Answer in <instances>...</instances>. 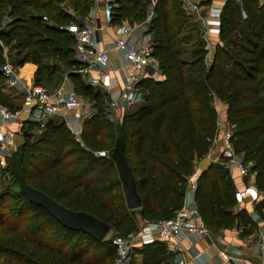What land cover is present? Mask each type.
I'll use <instances>...</instances> for the list:
<instances>
[{"label":"trees","instance_id":"obj_1","mask_svg":"<svg viewBox=\"0 0 264 264\" xmlns=\"http://www.w3.org/2000/svg\"><path fill=\"white\" fill-rule=\"evenodd\" d=\"M63 1L0 0V26L8 19L0 30V41L16 48L13 65H36V84L54 89L61 85L62 68H68L75 89L89 96L98 109L84 121L80 141L63 122L23 121L25 140L7 158L6 168L13 178L19 174L65 207L93 214L110 225L113 235L135 230L133 212L147 221L171 217L182 206L194 164L212 146L218 127L214 103L220 102L226 106L234 152L252 162V182L261 194L253 210L264 224V0L225 1L211 61L200 28L191 22L182 0L117 1L112 24L142 22L152 9L147 33L163 75L139 81L142 100L113 131V136L123 137L136 177L142 200L137 209L126 207L111 159L113 145L108 139L112 133L99 132L107 122L99 105L108 95L84 83L78 72L83 65L75 56V36L67 28L76 20L61 7ZM93 5V0H72L71 7L85 16ZM186 44L191 46L188 51ZM3 63L0 45V104L14 109L17 106L1 92ZM38 125L42 127L37 135L32 130ZM96 151L106 155H95ZM209 168L213 169L211 179L207 169L202 171L194 194L205 226L214 232L235 226L242 235L253 234L258 222L245 209L233 213L236 188L230 171ZM19 197L21 205L5 217L6 199L0 196V264H112L115 251L110 238L99 241L67 229L21 191ZM134 248L141 264L169 263L170 255L160 241ZM92 251L100 254L90 255Z\"/></svg>","mask_w":264,"mask_h":264},{"label":"built area","instance_id":"obj_2","mask_svg":"<svg viewBox=\"0 0 264 264\" xmlns=\"http://www.w3.org/2000/svg\"><path fill=\"white\" fill-rule=\"evenodd\" d=\"M101 1L103 11V23L109 27L112 25L113 10L118 0H94L97 4ZM184 11L191 15L195 14L205 24L209 25L212 18L219 20L221 8L209 5L204 10L198 2L193 0H182ZM151 13L143 22L125 24L119 26L116 37L111 47L99 48L96 41L97 27L90 23H85L77 27L73 34L75 36L74 51L76 58L82 63V68L78 72H87L88 69H97L100 73H107L110 62V51L117 50L122 53L125 64L129 67V73L124 76L122 86L115 91L112 83L106 82L104 90L108 94V107L112 111L124 110L142 100V93L139 89V81L142 78L152 77L158 70V61L152 55L151 40L135 39V33L146 30ZM205 48L209 51L211 44L207 34L203 35ZM1 72L9 79L12 87L20 91L22 102L18 108L10 109L0 104V168L7 166V158L12 149V133L7 129L6 124L15 121L26 113L27 120L36 123H43L47 119H53L57 115L65 116L68 112H82L88 114L84 101L71 89L64 85H59L54 89L36 84L34 82H22L17 71L9 62L1 66ZM218 130V127H217ZM231 127L226 124L222 132V147L220 155L227 161L215 159V152L211 146L205 156L209 161L226 164L233 167L239 177L240 186L233 192L235 206H243L248 203L253 206L261 199V194L252 182L253 173L251 171L252 162L245 161L242 155L236 154L231 142ZM80 141L79 139H77ZM95 155H106L105 152L96 151ZM198 172H193L187 178V186L180 209L174 212L171 217L148 221L138 232H129L126 235H113L110 237V246L115 251L112 264H128L131 251L134 247L147 244L155 239L170 241L172 239H189L192 236L207 235L208 230L203 218L199 214L194 194L197 187ZM251 178V179H250ZM252 219L258 222L255 214H251ZM259 223V222H258ZM259 234L257 247L264 246V229ZM223 263L241 262L240 257H233L227 251H220ZM194 259H201V254L195 253Z\"/></svg>","mask_w":264,"mask_h":264},{"label":"crops","instance_id":"obj_3","mask_svg":"<svg viewBox=\"0 0 264 264\" xmlns=\"http://www.w3.org/2000/svg\"><path fill=\"white\" fill-rule=\"evenodd\" d=\"M198 2L204 10L209 5H215L218 8H222L226 0H193ZM183 8V2H182ZM152 14V9L150 8L148 14ZM191 22H196L202 33V38L204 34H207V38L211 44V48L207 54V60L211 61L213 56V47L218 42L220 18L219 20L212 18L209 25H205L194 13L190 15ZM87 20L90 24L97 27L96 31V41L99 48L111 47L116 37L117 28L127 21L122 20L119 24H112L107 27L103 23V11L101 1L97 4L94 3L93 7L90 9ZM135 39L139 40H151V35L147 33L146 30L138 31L135 33ZM36 70V65L26 62L21 67L16 69L19 79L22 82H34L33 76ZM87 75H89L88 84L94 88H101L104 90V84L106 82H111L113 89L117 91L123 83L124 76L129 73V67L125 64L122 53L117 50L110 51V62L108 66L107 73H100L97 69H88ZM153 79H162L163 75L157 70L153 73ZM7 81V80H6ZM2 89H8V96L11 97L14 105L18 107L21 106L22 97L20 91L10 86L9 83L2 84ZM5 85V86H4ZM7 86V87H6ZM6 87V88H4ZM105 91V90H104ZM107 94V93H106ZM108 95V94H107ZM17 100V101H16ZM18 102V103H15ZM214 105L218 111V130L216 136L212 143V148L215 152V159L220 156V151L222 147V132L227 124L226 121V106L223 103L216 102ZM62 118L61 115H57L54 120ZM63 119V118H62ZM27 120L26 113L22 114L21 117L15 121L6 124L7 129L11 133H17L20 129V125L23 121ZM42 125V123H40ZM220 159V158H219ZM209 158L204 157L197 164L202 168L207 165ZM228 166V165H227ZM230 167V166H228ZM232 168V167H230ZM231 178L233 179L236 188L240 186V181L237 171L233 168L230 170ZM246 206H251L248 203L244 204ZM251 215L255 214L253 208L248 210ZM264 229V224L259 222L256 231L251 235H242L240 229L233 226L230 228H222L217 232L210 231L208 228L207 235L203 236H192L189 239H172L170 241H162L155 239L154 241L162 242L165 251L170 255L168 264H264V246L257 247L259 241V234L261 230ZM154 241L150 242L153 243ZM264 242V237H263ZM148 244V243H147ZM220 251H227L233 257H240L241 262L223 263L220 257ZM195 253L201 254V259H194ZM136 262L141 264L142 258L139 253H136Z\"/></svg>","mask_w":264,"mask_h":264},{"label":"rangeland","instance_id":"obj_4","mask_svg":"<svg viewBox=\"0 0 264 264\" xmlns=\"http://www.w3.org/2000/svg\"><path fill=\"white\" fill-rule=\"evenodd\" d=\"M94 1V0H93ZM71 4H72V0H64L62 3H61V7H63V9L69 13V15H71V17L76 20V23H73V24H69L67 26V28L69 30H71L72 32H74V30L85 24V23H90V21L87 20V16L85 14V16H81L80 14H78L77 11H73L72 7H71ZM4 21H7L8 22V19L7 18H4L1 26H0V30L1 29H4L5 27V23ZM143 22V21H142ZM132 24H135V23H132ZM190 26V25H189ZM191 27V26H190ZM188 29H186L187 31ZM185 31V32H186ZM185 32H182L181 34L185 33ZM180 34V35H181ZM0 45L2 47V53H3V58H4V63L7 61L9 62L13 68L15 69H18L17 66L13 65L12 64V61L17 57L16 56V48L12 44L10 45H5L4 43H2L0 41ZM189 47V44L185 45V48L187 49H190ZM3 63V64H4ZM2 64V65H3ZM89 71V70H88ZM68 68H62V71H61V80H60V83L61 85H64L65 87H68L69 89H71L72 91H74L85 103V109L86 111H88V114H85V113H82V112H79V113H76V112H68L65 114V116H63L62 118H57L56 121L58 122H63L65 123V125L70 129V131L72 133H74V136L76 139H79L81 140L80 138V133L83 129V126H84V121L89 119L98 109V105L95 106L94 105V101L92 99H90L89 96L85 95V93L82 91V90H76L72 81L70 80V78L68 77ZM82 75V79L84 81V83H88L89 81V75H87L86 72H82L81 73ZM2 84H5L6 83H9V85L11 86L10 84V81L9 79H7V77L4 76V74L2 73ZM7 80V81H6ZM52 82V81H51ZM51 82H47V83H51ZM1 84V92L6 96V99L8 100V102H11L12 104V100L11 97L8 96L7 93H9V90L6 88L5 90L2 89L3 88V85ZM4 85V86H5ZM49 88V87H48ZM16 89V88H15ZM50 89V88H49ZM95 90V88H94ZM101 91H104L103 89H101ZM17 101V100H16ZM15 103H18L16 102ZM103 103H101L99 105V108L103 110V115H104V118L106 119L107 122H105L100 128H99V132H103V133H107L108 135L112 133V136L110 135V138L108 139L109 142L114 145V141L117 137V135H114L113 136V131H114V127L119 124L121 121H122V117L125 113H127L128 111L134 109L139 103H135L134 105H131L129 106L128 108L124 109V110H118V111H112L109 109L108 107V103H109V97L107 98H103L102 99ZM5 105L6 107L10 108V109H13L11 108L9 104H3ZM23 123L20 125V129L17 133H12V140H13V146H12V149L10 150V154L11 152L20 144L22 143L24 140H25V132L27 130V126L24 125L23 126ZM39 127L38 128H34L32 131H35L34 134H37L39 133V131L41 130V127L40 125H38ZM35 135V136H37ZM107 149H105L104 151L106 152ZM102 151V152H104ZM106 154V153H105ZM238 154V153H236ZM240 155V154H239ZM222 158V161H227V159H225L222 155H220ZM219 156V158H220ZM220 159V160H221ZM209 166H212V167H215V166H218V167H223L224 169H228V171H230L232 168L228 167L226 164H220L218 162H212V161H209L207 163L206 166L204 167H200L197 163L194 164V172H198V175L204 171L205 169H207V173H208V177L211 179V176H212V168H209ZM229 175H230V172H229ZM251 179V178H250ZM252 180V179H251ZM233 181V179H232ZM234 184V182H233ZM235 188H236V184H234ZM7 193V194H5ZM3 195L6 199V208H5V217H9V215H12L14 212H16V209L19 207V205H21V200H20V191H19V188H18V185L15 181V179L13 178V175L11 174L10 170L6 167L4 168H0V196ZM112 196V195H111ZM252 208H254L253 206H246L243 205L242 207L241 206H235L232 208L233 210V213H238L240 211H243L244 209L248 212V210H251ZM132 218L135 220L136 222V228L135 230H131V231H128V232H124V233H120L121 235H126L127 233L129 232H138L140 228H142L144 226V224H146L148 221L145 220V219H142L141 216L139 215L138 212H133V215H132ZM114 232L110 231L107 235H106V238L105 239H108L110 238L112 235H113ZM136 253H137V250L136 248H133L132 251H131V257H130V261L128 264H139L140 262H136ZM100 253L97 252V251H92L90 252V255H94V256H98ZM15 262H13L12 264H14Z\"/></svg>","mask_w":264,"mask_h":264},{"label":"water","instance_id":"obj_5","mask_svg":"<svg viewBox=\"0 0 264 264\" xmlns=\"http://www.w3.org/2000/svg\"><path fill=\"white\" fill-rule=\"evenodd\" d=\"M111 159L115 164L118 177L121 181L126 207L128 209L141 207L142 200L137 190L136 177L128 164L122 136H118L114 142ZM14 178L18 183L21 193L29 202L43 208L67 229L86 233L99 241L103 240L110 232V225L98 219L93 214L65 207L44 192L29 185L19 174L15 173Z\"/></svg>","mask_w":264,"mask_h":264}]
</instances>
